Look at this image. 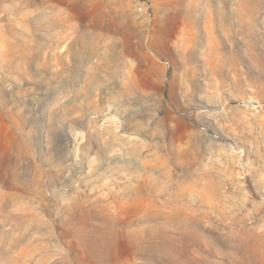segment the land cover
<instances>
[{"label": "rangeland", "instance_id": "374dc122", "mask_svg": "<svg viewBox=\"0 0 264 264\" xmlns=\"http://www.w3.org/2000/svg\"><path fill=\"white\" fill-rule=\"evenodd\" d=\"M0 264H264V0H0Z\"/></svg>", "mask_w": 264, "mask_h": 264}]
</instances>
